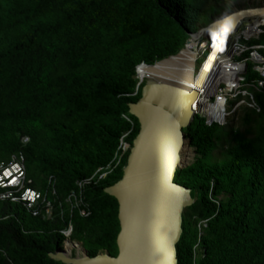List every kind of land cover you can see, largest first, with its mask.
<instances>
[{"label":"trees","instance_id":"trees-1","mask_svg":"<svg viewBox=\"0 0 264 264\" xmlns=\"http://www.w3.org/2000/svg\"><path fill=\"white\" fill-rule=\"evenodd\" d=\"M223 1L0 0V163L21 157L30 188L46 191L53 207L50 218L34 217L0 200V264H61L47 255L60 248L69 222L90 257L116 256L118 206L103 190L120 180L128 152L85 187L87 217L70 212L65 199L111 161L128 132L131 147L135 67L176 55L187 33L207 26L195 20L211 21L205 12ZM256 102L254 123L242 108L224 127L194 117L185 130L196 158L174 182L195 200L183 212L177 264H264V95ZM188 153L184 146L179 159ZM63 250L86 255L69 240Z\"/></svg>","mask_w":264,"mask_h":264},{"label":"water","instance_id":"water-1","mask_svg":"<svg viewBox=\"0 0 264 264\" xmlns=\"http://www.w3.org/2000/svg\"><path fill=\"white\" fill-rule=\"evenodd\" d=\"M251 12L264 13V6L230 11L221 16L226 21ZM221 16L212 17L201 32L205 34L211 26L220 23ZM249 18L243 17L238 23ZM178 92L181 112L177 119ZM196 95L195 91H179L171 83L147 80L140 89V98L127 106L128 114L137 121L138 133L128 150L120 180L103 190L118 206L116 256L102 252L90 257L82 248L85 256L72 257L59 248L48 253L49 259L61 264H177L176 245L183 233V212L193 204L195 192L175 184L176 172L184 164L174 163L184 142L186 147L190 146V140L181 129L186 130L193 120L191 104ZM178 122L184 125L179 127ZM168 146L170 166L165 164Z\"/></svg>","mask_w":264,"mask_h":264},{"label":"built area","instance_id":"built-area-1","mask_svg":"<svg viewBox=\"0 0 264 264\" xmlns=\"http://www.w3.org/2000/svg\"><path fill=\"white\" fill-rule=\"evenodd\" d=\"M222 17L218 20L224 25L226 18ZM234 28L228 35L226 51L223 49L224 52L219 57L216 55L217 62L209 68L203 87L197 88L198 91L191 90L197 93L191 104L193 118L202 119L207 126L224 127L227 119L242 107L258 113L256 96L264 95V16L243 19ZM211 30L205 34L199 31L198 34L188 37L178 53L165 60V63H169L165 69L171 74L168 80L165 78L166 83L174 82L177 75L185 74L186 71L191 72L195 81L199 79L202 62L208 57L210 59L212 55L207 56L213 50L208 39L209 35L213 34ZM155 65L140 63L135 67L136 86L134 93L129 96H136L147 80H155L149 77L147 71L155 68ZM126 137L123 135L120 138L117 150L106 166L98 168L91 177L75 183L76 189L65 199L70 212L77 211L80 217L89 215L83 199L84 189L105 179L119 166L130 148L125 141ZM23 142H27V139H23ZM185 143L186 141V146ZM50 183L51 178L48 180V184ZM31 184L32 181L26 178L21 157L12 156L9 162L0 163V200L21 204L34 217L41 215L50 218L53 207L47 200V192L30 188ZM51 194H55L53 189ZM60 233L64 237L63 245L66 240L72 241L71 223L69 222L67 228Z\"/></svg>","mask_w":264,"mask_h":264},{"label":"bare ground","instance_id":"bare-ground-1","mask_svg":"<svg viewBox=\"0 0 264 264\" xmlns=\"http://www.w3.org/2000/svg\"><path fill=\"white\" fill-rule=\"evenodd\" d=\"M264 13H248V14H240L234 17H230L228 18L226 21H224V25L223 22L222 23H216L214 24L212 27L211 32L213 33V50L212 52L208 53L207 56L211 55L210 59L208 57V59L204 62H202V67L200 68L199 71V79L198 80H194L193 75L191 74V72L186 71L185 74H181V75H177V77L175 78V80H173L174 82H172V86H174L175 88H177L179 91H186V92H191L192 89H196L198 91L197 88H202L205 81L207 80V75L209 73V68L211 67V65L213 63L217 62V59L219 57V55L221 53H223L224 51H226V43L224 38H227L228 40V35L231 34V32L235 29L234 27L236 26V24L238 23V21L243 18V17H253V16H260ZM224 26V27H222ZM211 29V28H210ZM225 45V46H224ZM223 48L225 49L223 51ZM222 49V50H221ZM220 52V53H219ZM216 55H218V57L215 59ZM212 60V61H210ZM162 63L160 65H157L155 68H150L147 71L149 72L148 75L151 79H155L158 80V82L160 83H166L167 81L165 80V78H169V75H171L169 72H167V70L165 69V67H167L169 65V63H164L162 66ZM213 66V65H212ZM183 72V71H180ZM195 83V84H194ZM176 104H177V113H176V118H179V113L181 112V95L180 92H178V95L176 97ZM188 117H186L187 120ZM177 125L180 127V125H184L181 123H177ZM167 127L169 128L170 125H167ZM169 152V146H168V151L165 152L166 156L168 157L166 159L165 164L170 166L171 165V160L169 158L170 153ZM181 151L178 152V161L176 163H174L175 165L179 166L181 164H184L187 160V157L184 156L182 160L179 159V153H181ZM160 183H161V172H160ZM64 251V250H63Z\"/></svg>","mask_w":264,"mask_h":264},{"label":"rangeland","instance_id":"rangeland-1","mask_svg":"<svg viewBox=\"0 0 264 264\" xmlns=\"http://www.w3.org/2000/svg\"><path fill=\"white\" fill-rule=\"evenodd\" d=\"M261 5H263L264 6V0H224L218 7V9L219 10H217V9H214V10H211V9H209L207 12H205V14H207V16L209 17L210 15H212L213 17H215V16H221V15H223V14H226V13H228V12H230V11H235V10H240V9H245V8H254V7H259V6H261ZM211 17V16H210ZM207 17L206 16H204V18L203 17H201V18H198V19H196L195 20V22L196 23H198V24H209L210 23V21H209V19H206ZM196 34H198V33H196ZM195 34V35H196ZM186 41V40H185ZM168 62V61H167ZM162 63V65L165 63V61H162V62H160V63H158L157 65H160ZM157 65H155L154 67H156ZM161 65V66H162ZM242 108H244V107H242ZM242 108H240V109H238L236 112H235V114L238 116V117H240L241 116V109ZM246 109V108H245ZM234 114V115H235ZM242 114H249V116H250V119L248 120V123H254L255 121H257V119H256V117H254V114H253V111H250L249 109L247 110H243V112H242ZM234 124L236 125H239L240 124V120H235L234 121ZM215 126V125H214ZM181 132L182 133H185L186 134V132H185V130L184 129H181ZM129 133L130 132H128V133H126L125 135L126 136H128L129 135ZM123 136V135H122ZM121 136V137H122ZM120 140V139H119ZM127 144L129 145V143L127 142ZM188 150H189V153L187 154V155H185L186 157H187V160H186V162L184 163V167L185 166H188V165H190L194 160H195V158H196V154H195V150L193 149V148H191L190 146L188 147ZM98 169V168H97ZM96 169V170H97ZM95 170V171H96ZM94 171V172H95ZM93 172V173H94ZM92 173V174H93ZM89 177H91V175L89 176ZM88 177V178H89ZM201 227L203 228L204 227V224L201 226V224H198L197 225V228L198 229H201ZM196 230V229H195ZM66 241H68V240H66ZM72 242H76V243H78L80 246H81V248H83L82 247V244L80 243V242H78V241H75V240H72ZM65 244V243H64ZM62 246H64L63 245V242H62V244H61V246H60V248L62 249ZM84 249V248H83ZM85 250V249H84ZM57 251V250H56ZM85 252V251H84ZM69 256H72V257H74V256H76V254L75 253H73L72 255L71 254H68Z\"/></svg>","mask_w":264,"mask_h":264}]
</instances>
